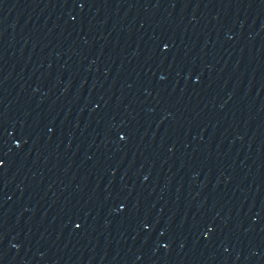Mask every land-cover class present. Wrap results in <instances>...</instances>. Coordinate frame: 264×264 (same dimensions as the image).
<instances>
[{
  "label": "water",
  "instance_id": "obj_1",
  "mask_svg": "<svg viewBox=\"0 0 264 264\" xmlns=\"http://www.w3.org/2000/svg\"><path fill=\"white\" fill-rule=\"evenodd\" d=\"M0 264H264V0H0Z\"/></svg>",
  "mask_w": 264,
  "mask_h": 264
}]
</instances>
